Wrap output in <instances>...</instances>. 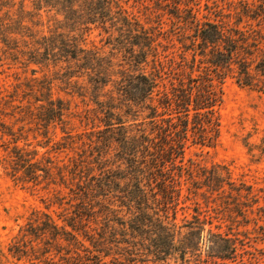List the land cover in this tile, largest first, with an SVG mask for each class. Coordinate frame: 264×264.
<instances>
[{
    "label": "rangeland",
    "instance_id": "obj_1",
    "mask_svg": "<svg viewBox=\"0 0 264 264\" xmlns=\"http://www.w3.org/2000/svg\"><path fill=\"white\" fill-rule=\"evenodd\" d=\"M192 15L236 53L216 143L189 132L158 189L130 167L150 102L122 86L198 74ZM0 264H264V0H0Z\"/></svg>",
    "mask_w": 264,
    "mask_h": 264
},
{
    "label": "trees",
    "instance_id": "obj_2",
    "mask_svg": "<svg viewBox=\"0 0 264 264\" xmlns=\"http://www.w3.org/2000/svg\"><path fill=\"white\" fill-rule=\"evenodd\" d=\"M190 19L192 23L195 22L193 33L186 36L189 42L182 47L184 51L191 53V73L198 74L188 75L186 81L174 77L170 80L169 89L166 91V86L161 84V90L159 80L166 72L163 63L154 60L157 66L155 74L131 75L122 86L130 102H150L145 107L148 109L145 119L151 123L150 132L139 135L136 144L131 146L141 157L139 160L133 156L130 167L135 169L138 164L144 163L145 167L151 168L149 175L159 186L158 189L169 187L174 184L175 175L180 178L183 174L184 168L177 164V160L179 163L183 160L184 140L189 132L195 136V143L204 146L216 143L220 133L216 109L222 96L220 91V94L216 91L214 80L220 83L224 81L236 53L232 46L234 39L226 36L219 24L210 21L196 22L194 15ZM71 57L74 58L73 53ZM236 64L237 73L241 75L237 81L250 85L245 64ZM22 168H29V164H24ZM24 172L28 174L29 170ZM163 198L166 201L171 199V193L166 192ZM87 241L92 245L89 239Z\"/></svg>",
    "mask_w": 264,
    "mask_h": 264
}]
</instances>
